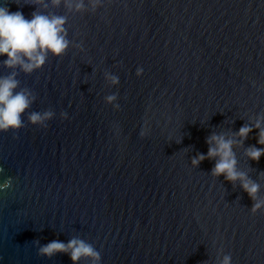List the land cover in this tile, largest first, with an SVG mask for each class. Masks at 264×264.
<instances>
[{
  "label": "water",
  "instance_id": "95a60500",
  "mask_svg": "<svg viewBox=\"0 0 264 264\" xmlns=\"http://www.w3.org/2000/svg\"><path fill=\"white\" fill-rule=\"evenodd\" d=\"M0 6L64 17L68 41L30 73L0 64L31 99L23 126L0 132V264H72L39 249L73 238L99 264H264V155H245L264 148V0ZM33 112L51 115L35 126ZM212 135L233 140L254 199L212 175L215 158L192 164Z\"/></svg>",
  "mask_w": 264,
  "mask_h": 264
},
{
  "label": "clouds",
  "instance_id": "9594fccd",
  "mask_svg": "<svg viewBox=\"0 0 264 264\" xmlns=\"http://www.w3.org/2000/svg\"><path fill=\"white\" fill-rule=\"evenodd\" d=\"M39 4L40 0H31ZM80 5H77L79 7ZM65 18L62 16H48L33 12L30 18H26L20 11L10 12L7 7L0 6V64L4 68H19L24 73H30L43 66L46 57L52 55L61 56L68 47L63 25ZM142 69L138 68L135 75L139 77ZM117 82L112 78V83ZM18 81L13 71L8 76H0V132H15L23 126L22 115L31 103L26 91H16ZM109 101L114 97H107ZM50 113L33 112L29 114L28 121L31 125L42 126L43 121L50 117ZM259 130L257 143L264 145V128H260L259 121L255 125ZM251 131L248 126H241L236 133L241 139ZM210 146L206 154L198 155L192 160L196 165L205 158H215L211 169L212 175H223L228 182L237 180L247 195L254 199L259 185L247 178L244 172L237 170L236 158L232 150L233 140L224 136L212 135L206 140ZM245 155L252 161H257L264 155V148L250 147ZM8 186L5 182L0 189ZM261 208V202L252 205L255 213ZM42 256L50 257L56 253H65L72 264H77L82 258L88 259L90 264H99V253L82 239H70L67 243L52 240L39 249ZM222 264H230V257L225 256Z\"/></svg>",
  "mask_w": 264,
  "mask_h": 264
}]
</instances>
